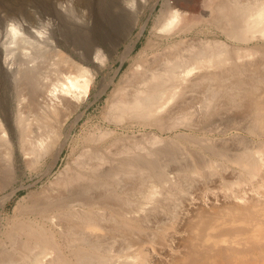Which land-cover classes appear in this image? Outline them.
I'll return each mask as SVG.
<instances>
[{
  "label": "bare ground",
  "instance_id": "obj_1",
  "mask_svg": "<svg viewBox=\"0 0 264 264\" xmlns=\"http://www.w3.org/2000/svg\"><path fill=\"white\" fill-rule=\"evenodd\" d=\"M122 1L135 26L148 0ZM48 2L0 1V191L15 181V135L28 168L59 156L63 117L109 60L78 29L93 25L86 0ZM203 9L163 4L103 114L140 131L93 127L47 186L19 196L0 224V264H264V0ZM216 176L220 189L252 192L181 215L197 182Z\"/></svg>",
  "mask_w": 264,
  "mask_h": 264
},
{
  "label": "rangeland",
  "instance_id": "obj_2",
  "mask_svg": "<svg viewBox=\"0 0 264 264\" xmlns=\"http://www.w3.org/2000/svg\"><path fill=\"white\" fill-rule=\"evenodd\" d=\"M27 1L41 11L45 10L50 5L48 2L49 0ZM120 2L122 3L123 1L86 0L88 8L86 16L92 18L93 25L90 29L85 26H80L78 29L86 33H96V37L101 41L102 48L107 53L109 60L107 63L97 68L96 80H94L95 82L91 89L89 98L83 102L78 109L73 111L72 114L63 117L65 120H63L62 129L64 147L59 156H57L55 151H53L50 154H47L35 168H28L24 161L26 156L24 157V153L21 150L15 135V144L13 147L14 163L16 162L15 181L13 185L11 184L9 185L10 187H5L4 191H0V200L3 199L5 195L7 196L13 189H17V192L8 201L5 208H0L1 225L5 226L7 216L13 214V207L19 196L30 190H40L42 187L47 186L50 183L49 181L58 175L67 163L71 161L73 157V150L78 151L81 148L79 146L80 141L83 140L87 132L93 127H111L119 133L133 131L138 133L140 131L141 128L139 127L128 128L110 123L104 119L103 114L106 111L108 100L114 96V90L119 81L128 72L134 58L142 51L148 42V39L152 36L151 30L156 23L163 4L168 2L169 5H175L177 8L194 15L205 13L203 9L204 0H148L146 8L142 10L138 23L135 26H131L130 14L121 9ZM64 3L66 4V2ZM65 23H68L67 20H65ZM69 25H71V22ZM72 26L74 25L72 24ZM142 26H144L142 35L140 38H137V33L141 30ZM189 36H193V34ZM133 43H135L134 46L126 54H124L128 45H132ZM2 64L5 66L4 62H2ZM2 82H0V95L4 97V84ZM16 107L17 103L14 97L11 96V100L8 105V114H10L12 122H14ZM166 135H174V132L167 133ZM77 144L79 147H77ZM230 172L231 171L228 170V173H226L225 176L227 175L229 178L233 177V174ZM216 177H213V181H210V189L206 188L204 181L200 183L197 182L196 187L193 188L192 195L189 199L184 201V205L182 204L184 207H181L182 209H180L181 215L187 213L188 209L197 206L199 203H202L205 206H210L214 202L217 205L220 204L219 206H224V202L228 203L233 200L235 192L244 193L247 191L249 194L252 192L251 189H253V187L251 183L250 185L244 184L238 187L236 186L234 189L235 192L225 191L224 188L220 189L221 180Z\"/></svg>",
  "mask_w": 264,
  "mask_h": 264
},
{
  "label": "clouds",
  "instance_id": "obj_3",
  "mask_svg": "<svg viewBox=\"0 0 264 264\" xmlns=\"http://www.w3.org/2000/svg\"><path fill=\"white\" fill-rule=\"evenodd\" d=\"M102 50V49H101Z\"/></svg>",
  "mask_w": 264,
  "mask_h": 264
}]
</instances>
